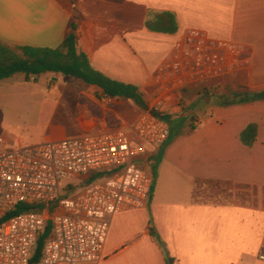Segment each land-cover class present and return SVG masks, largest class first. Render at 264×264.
<instances>
[{
  "label": "crops",
  "instance_id": "obj_1",
  "mask_svg": "<svg viewBox=\"0 0 264 264\" xmlns=\"http://www.w3.org/2000/svg\"><path fill=\"white\" fill-rule=\"evenodd\" d=\"M161 12L175 14V33L147 28ZM191 29L237 46L239 65L173 89L157 78ZM71 34L93 68L137 87L149 109L158 99L174 106L183 94L191 103L202 99L195 126L190 112L159 115L170 135L140 158L151 174L156 168L154 190L145 207L112 217L99 264H166V253L176 264H264L257 257L264 245V99L224 106L204 93L193 97L209 87L218 96L264 92V0H0V42L11 48L58 49ZM75 81L84 122L61 124L64 138L113 128L132 134L143 111L128 115L129 105L112 104L97 86ZM250 124L258 126L252 147L241 141Z\"/></svg>",
  "mask_w": 264,
  "mask_h": 264
},
{
  "label": "built area",
  "instance_id": "obj_2",
  "mask_svg": "<svg viewBox=\"0 0 264 264\" xmlns=\"http://www.w3.org/2000/svg\"><path fill=\"white\" fill-rule=\"evenodd\" d=\"M239 53L234 44L191 29L157 81L168 79L180 89L190 80L223 77L238 67ZM162 105L158 99L144 110L132 134L114 129L10 149L0 132V264H31L48 223L51 235L36 264H99L112 217L148 203L153 175L137 160L170 135L168 123L156 113ZM97 172L110 176L61 198L66 181ZM20 204L52 209L30 208L7 217ZM257 257L264 262V245Z\"/></svg>",
  "mask_w": 264,
  "mask_h": 264
},
{
  "label": "rangeland",
  "instance_id": "obj_3",
  "mask_svg": "<svg viewBox=\"0 0 264 264\" xmlns=\"http://www.w3.org/2000/svg\"><path fill=\"white\" fill-rule=\"evenodd\" d=\"M56 78V80H54ZM76 79L59 76L51 73L42 74L27 81L23 74L0 81V132L5 144L10 149H19L38 145L51 137L53 140L69 137L67 131L61 126L80 125L84 122L83 114L77 108V97L73 94L76 88ZM195 91L194 96L204 93H216V88ZM183 94L181 102L174 106L166 105L156 110L158 115L177 116L190 112L189 126H195V118L201 113L202 99L190 102ZM113 102H121L129 105L126 109L128 115L136 116L144 110L131 101L125 99H111ZM146 103V102H145ZM125 108V107H123ZM153 108V107H152ZM125 110V109H124ZM194 112H198L195 114ZM175 122H171L174 127ZM115 129V128H113ZM138 162L140 160H137ZM141 163V162H140ZM152 164H148L151 170ZM86 178L76 176L66 181L62 194H71L83 186Z\"/></svg>",
  "mask_w": 264,
  "mask_h": 264
},
{
  "label": "trees",
  "instance_id": "obj_4",
  "mask_svg": "<svg viewBox=\"0 0 264 264\" xmlns=\"http://www.w3.org/2000/svg\"><path fill=\"white\" fill-rule=\"evenodd\" d=\"M147 28L153 32L173 34L177 31L178 22L175 14L171 12H161L155 14L154 19L147 22ZM76 45L77 41L75 34L69 35L64 40L63 45L58 49L33 48L28 46L11 48L0 42V81L10 79L17 74H23L27 81L31 77H38L46 73L59 74L64 77L79 79L88 85L97 86L102 90L105 96L112 99L129 100L143 109L147 108L144 98L137 87L110 79L97 71L93 68L86 55L78 53ZM208 95L209 99L211 98L217 105L224 106L264 99V92L243 91L226 96H218L215 94ZM257 130V124H250L241 133V141L243 144L252 147L257 138ZM152 174L154 179L152 187L153 192L156 180L155 167L152 168ZM108 176H110V174L104 172L92 173L88 177H85L86 180L82 187L97 180L105 179ZM75 192L71 194H62L61 198L71 196ZM30 208H47L51 210L52 206H30L28 204H20L13 211L8 213L7 217ZM50 235L51 226L48 223L37 240V244L31 256V264H36L40 261L45 242ZM154 236L160 242L159 237L156 235ZM165 260L166 264H176L175 260L168 253L165 254Z\"/></svg>",
  "mask_w": 264,
  "mask_h": 264
}]
</instances>
